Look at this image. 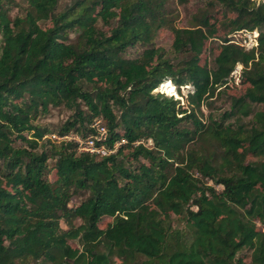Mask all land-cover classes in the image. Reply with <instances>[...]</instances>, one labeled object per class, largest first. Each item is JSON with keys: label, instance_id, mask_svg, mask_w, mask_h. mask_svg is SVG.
<instances>
[{"label": "trees", "instance_id": "obj_1", "mask_svg": "<svg viewBox=\"0 0 264 264\" xmlns=\"http://www.w3.org/2000/svg\"><path fill=\"white\" fill-rule=\"evenodd\" d=\"M24 1L11 18L0 0V264H264V0H202L184 27L188 0ZM60 106L59 128L38 123ZM95 119L107 156L50 137Z\"/></svg>", "mask_w": 264, "mask_h": 264}, {"label": "rangeland", "instance_id": "obj_2", "mask_svg": "<svg viewBox=\"0 0 264 264\" xmlns=\"http://www.w3.org/2000/svg\"><path fill=\"white\" fill-rule=\"evenodd\" d=\"M18 3L17 7H13L12 10L10 11V17L14 18L17 15L23 16L22 10L25 6V1L24 0H16ZM70 0H60V6H64L67 4ZM203 4L202 0H188L184 4H179L176 1L173 3V6L176 7L179 11V17L176 20V25L177 26H188L190 21H191V16L194 14V12L197 11L199 7H201ZM40 25L42 27H47L49 26V22H41ZM101 27L106 29V27L102 26L101 23H99ZM73 34H71V37ZM233 36V39L237 41L238 43L243 44L246 48H250L251 46H254L255 39L254 37L256 36V33H249V32H239L236 33V35H231ZM171 34L168 31H163L160 34V37L157 39V43L161 46H164L165 48H168L170 46L171 42ZM218 45L219 41L217 39H209L206 41L205 44V49L202 54V57L206 59V61L211 65L212 64V59L213 57L217 54L218 51ZM240 72H241V66L237 65L234 69V71L231 74V80L229 82V88L227 89V93L229 94H235V95H241L245 91V87L241 84L240 82ZM166 83V82H164ZM157 89V91L160 92H165L168 95H173L175 98H181V102H184L185 95L187 92H189L192 87L190 85L185 86L184 88H181V94L183 97H180L177 93V90L173 83L170 80H167V84H170L168 88H162L163 85ZM156 91V89H155ZM228 94L222 93L215 101L213 111L212 112H219L220 110H226L229 107V101H228ZM219 110V111H218ZM204 114L206 115L209 111L204 108L203 110ZM72 114L71 110L66 109L63 106L60 107H54L49 110V112L38 118V123L41 125H48L50 128H59ZM248 119H244V121H247ZM148 144H150V140L148 141ZM218 189L219 186L217 187ZM79 201L78 197H74L71 201V204H76ZM109 219L104 218L103 223ZM76 223V222H75ZM63 228H66V225L62 223ZM68 243L72 245L73 247H77L78 244L76 240H69ZM250 251L249 249H242L240 252H238V255L242 257L244 264H247L250 261Z\"/></svg>", "mask_w": 264, "mask_h": 264}, {"label": "built area", "instance_id": "obj_3", "mask_svg": "<svg viewBox=\"0 0 264 264\" xmlns=\"http://www.w3.org/2000/svg\"><path fill=\"white\" fill-rule=\"evenodd\" d=\"M90 127L95 130V133L87 134L84 137L75 133H70L63 136L51 134L50 137L57 141L70 140L74 142L78 152L95 154L99 157H104L113 153L120 142L115 143L113 147L107 146V143L105 142L107 138V130L102 124L101 119H95Z\"/></svg>", "mask_w": 264, "mask_h": 264}, {"label": "bare ground", "instance_id": "obj_4", "mask_svg": "<svg viewBox=\"0 0 264 264\" xmlns=\"http://www.w3.org/2000/svg\"><path fill=\"white\" fill-rule=\"evenodd\" d=\"M164 84H165V85H163V87H162L163 89H164V88H168V87L170 86V84H167V81H166V83H164ZM160 87H161V86H160Z\"/></svg>", "mask_w": 264, "mask_h": 264}, {"label": "water", "instance_id": "obj_5", "mask_svg": "<svg viewBox=\"0 0 264 264\" xmlns=\"http://www.w3.org/2000/svg\"><path fill=\"white\" fill-rule=\"evenodd\" d=\"M157 91V90H156Z\"/></svg>", "mask_w": 264, "mask_h": 264}]
</instances>
